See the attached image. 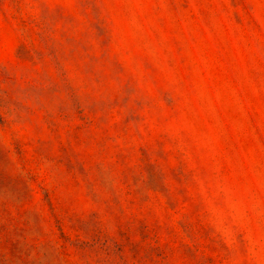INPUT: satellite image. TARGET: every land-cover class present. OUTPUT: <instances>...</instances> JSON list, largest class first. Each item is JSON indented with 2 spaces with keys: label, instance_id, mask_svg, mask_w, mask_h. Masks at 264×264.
<instances>
[{
  "label": "rangeland",
  "instance_id": "rangeland-1",
  "mask_svg": "<svg viewBox=\"0 0 264 264\" xmlns=\"http://www.w3.org/2000/svg\"><path fill=\"white\" fill-rule=\"evenodd\" d=\"M0 264H264V0H0Z\"/></svg>",
  "mask_w": 264,
  "mask_h": 264
}]
</instances>
